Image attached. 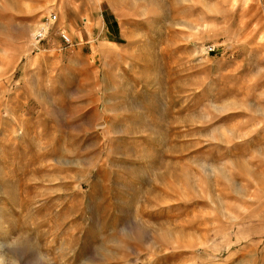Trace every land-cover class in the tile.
I'll use <instances>...</instances> for the list:
<instances>
[{"label": "rangeland", "instance_id": "374dc122", "mask_svg": "<svg viewBox=\"0 0 264 264\" xmlns=\"http://www.w3.org/2000/svg\"><path fill=\"white\" fill-rule=\"evenodd\" d=\"M263 13L0 0V264H264Z\"/></svg>", "mask_w": 264, "mask_h": 264}, {"label": "crops", "instance_id": "0c3cea01", "mask_svg": "<svg viewBox=\"0 0 264 264\" xmlns=\"http://www.w3.org/2000/svg\"><path fill=\"white\" fill-rule=\"evenodd\" d=\"M261 3L263 10H264V0H259ZM101 10V9H100ZM100 31H105L108 34V37H105L104 41L111 43V44H117V40L122 37V33L119 28V24L115 18V16L112 14L111 11L108 10H101L100 18ZM263 24H264V13H263ZM65 33V32H60ZM73 38L78 43H86L88 42L90 35L86 27H80L73 33ZM62 40V39H61ZM72 40V39H71Z\"/></svg>", "mask_w": 264, "mask_h": 264}, {"label": "built area", "instance_id": "2783aa9c", "mask_svg": "<svg viewBox=\"0 0 264 264\" xmlns=\"http://www.w3.org/2000/svg\"><path fill=\"white\" fill-rule=\"evenodd\" d=\"M56 17H57V14L50 13L47 16L46 21H44L40 25V27L36 30V32L31 38V43L34 48H38L37 46L39 42L44 39V37L46 36L47 30H48V27L50 26L51 23L55 21ZM60 37L65 45H71L72 40L66 33H60ZM204 48L206 49V52H210L213 50V47L210 45L205 46Z\"/></svg>", "mask_w": 264, "mask_h": 264}]
</instances>
